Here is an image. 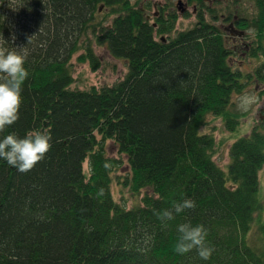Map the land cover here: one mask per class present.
I'll return each mask as SVG.
<instances>
[{
	"label": "trees",
	"instance_id": "16d2710c",
	"mask_svg": "<svg viewBox=\"0 0 264 264\" xmlns=\"http://www.w3.org/2000/svg\"><path fill=\"white\" fill-rule=\"evenodd\" d=\"M194 1V25L171 35L176 13L153 24L131 0H0V49L29 53L19 119L0 138H52L27 173L0 159V264H264V219L252 228L264 128L231 143L226 171L211 157L214 138L200 126L207 114L226 113L248 77L228 60L224 26ZM250 1L253 12L235 22L255 32L249 54L264 81V0ZM93 43L124 58L127 72L110 85L73 88L76 52L94 69L100 63ZM109 140L119 155L108 153ZM114 180L132 193L146 188L141 203L118 202ZM182 198L196 207L163 226L154 213ZM188 222L207 229L209 260L175 253L177 227Z\"/></svg>",
	"mask_w": 264,
	"mask_h": 264
},
{
	"label": "rangeland",
	"instance_id": "374dc122",
	"mask_svg": "<svg viewBox=\"0 0 264 264\" xmlns=\"http://www.w3.org/2000/svg\"><path fill=\"white\" fill-rule=\"evenodd\" d=\"M131 1L139 5V7L144 6L146 14L152 13V9L154 10L152 5L153 0ZM162 1L171 2L172 0ZM207 3L211 8L204 12V19L219 26H224L228 45L230 48L232 47V52L228 60L233 68L240 70L243 76L248 77L244 78L247 81L243 89L232 93L230 102L226 108V113H209L206 115L204 124L200 126V131L208 132L213 136L214 144L210 151L211 157L226 171L227 164L230 160L229 148L231 143L238 137L249 133L253 127L258 126L264 128V81H257L254 76V69L259 63V60L249 54L255 33L254 30L237 27L239 32H231L226 28L229 22L223 18V12L228 11L230 8L239 13L244 11L248 12L249 10V13L253 12L254 7L252 1L229 0L230 4L225 8H223L224 4H219L215 0H208ZM175 10L177 13L175 21L173 22V29L170 32L171 35L180 29L194 25L197 20L196 13L194 14L191 5L187 7L186 12H181L178 8H175ZM109 17H111V14ZM149 20L153 21V18L150 17ZM159 35V33H156L157 38H159ZM162 35H167V33H163ZM93 48L100 59V63L95 69L91 67L88 61H80L77 59L81 50L71 57L73 76V81L70 84L71 87L89 88L92 85L97 87L110 85L120 80L126 74L127 61L124 58L113 56L103 44L93 43ZM245 74L251 75L246 76ZM229 118L233 120L236 118L233 128L227 125ZM107 151L109 154L119 155L116 146L110 140L108 141ZM83 166L87 169V160L84 161ZM128 170V165L123 156L121 168L117 170V173L122 177V174H125ZM258 177V200L260 201V208L256 211L254 217V223L252 224L253 230H256L255 225L259 223L260 218L262 221L264 219V163L258 171ZM111 186L114 197L126 207L141 203V195L146 191V188H143L138 193H132L124 184H119L115 180Z\"/></svg>",
	"mask_w": 264,
	"mask_h": 264
},
{
	"label": "clouds",
	"instance_id": "9594fccd",
	"mask_svg": "<svg viewBox=\"0 0 264 264\" xmlns=\"http://www.w3.org/2000/svg\"><path fill=\"white\" fill-rule=\"evenodd\" d=\"M31 38H28V43ZM18 48L20 51L0 49V133L18 121L23 103V85L29 76L25 68L28 49L26 46ZM51 139L46 131H28L23 137L15 132L9 133L0 138V159L18 172L27 173L45 158L51 148ZM195 207L194 200L182 198L173 201L171 208L154 214L167 227L176 215ZM177 231L179 235L174 245L175 253L184 255L194 250L202 260L211 258L214 249L207 243L208 233L203 224L194 226L190 222L181 223Z\"/></svg>",
	"mask_w": 264,
	"mask_h": 264
},
{
	"label": "flooded vegetation",
	"instance_id": "af4514ba",
	"mask_svg": "<svg viewBox=\"0 0 264 264\" xmlns=\"http://www.w3.org/2000/svg\"><path fill=\"white\" fill-rule=\"evenodd\" d=\"M207 1L208 0H204V3H206L209 6ZM215 1L218 2L219 4H224L223 8L229 6L228 4H230L229 0H215ZM152 5L154 7V10L152 9L153 12L148 13V14L145 13V17L147 19H149L150 17L153 18V24H156L154 20L156 19V17H159L161 15V12L165 13L167 16L170 13H177L175 8L180 9L181 12L183 11L186 12L187 7L190 5L192 6L194 14L196 13V17H197L198 7H197V3L194 0H175V2H173V0L171 2H166L162 0H156V1L153 0ZM142 8L144 9V6H142ZM205 11L206 10H204V12ZM144 12H145V9H144ZM238 14L239 12H236L235 10H232L231 8L228 11L223 12V18L229 22L226 28L229 31L234 32V33L237 31L239 32V29L237 28L238 26L236 25V22H235L236 19L238 18ZM162 37L164 36L161 35L160 38L163 39ZM226 41L228 42L227 37H226Z\"/></svg>",
	"mask_w": 264,
	"mask_h": 264
},
{
	"label": "water",
	"instance_id": "95a60500",
	"mask_svg": "<svg viewBox=\"0 0 264 264\" xmlns=\"http://www.w3.org/2000/svg\"><path fill=\"white\" fill-rule=\"evenodd\" d=\"M163 38V40H164V37H162Z\"/></svg>",
	"mask_w": 264,
	"mask_h": 264
}]
</instances>
